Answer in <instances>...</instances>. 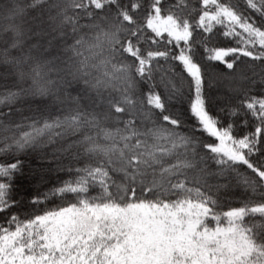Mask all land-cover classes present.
Instances as JSON below:
<instances>
[{
    "label": "snow or ice",
    "instance_id": "6c2138e0",
    "mask_svg": "<svg viewBox=\"0 0 264 264\" xmlns=\"http://www.w3.org/2000/svg\"><path fill=\"white\" fill-rule=\"evenodd\" d=\"M0 264H264V0H0Z\"/></svg>",
    "mask_w": 264,
    "mask_h": 264
},
{
    "label": "trees",
    "instance_id": "16d2710c",
    "mask_svg": "<svg viewBox=\"0 0 264 264\" xmlns=\"http://www.w3.org/2000/svg\"><path fill=\"white\" fill-rule=\"evenodd\" d=\"M22 159L24 160V174L18 176L15 183L18 196L24 198L25 201L32 198L38 190L45 189L49 184L57 182L64 176L63 173H57L54 170V164H49L47 161L39 159L36 155L24 156ZM48 168H51L54 173L49 175L40 171ZM36 178V181H39L38 183L35 181ZM241 195L242 193L237 192V197ZM235 199L234 197L233 201Z\"/></svg>",
    "mask_w": 264,
    "mask_h": 264
},
{
    "label": "rangeland",
    "instance_id": "374dc122",
    "mask_svg": "<svg viewBox=\"0 0 264 264\" xmlns=\"http://www.w3.org/2000/svg\"><path fill=\"white\" fill-rule=\"evenodd\" d=\"M49 169H51V168H48V169H44V170H40V171H43V173L45 172V173H48L49 175H51V174H53L54 173V171H52V170H49ZM34 175V174H33ZM37 180V178L35 179V181ZM37 183L39 182V181H36ZM42 182V181H41ZM30 188V187H29Z\"/></svg>",
    "mask_w": 264,
    "mask_h": 264
}]
</instances>
